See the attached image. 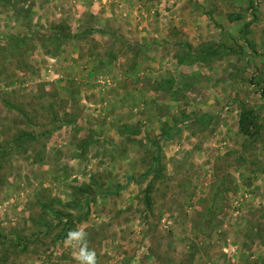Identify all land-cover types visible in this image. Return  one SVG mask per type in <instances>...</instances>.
Masks as SVG:
<instances>
[{
	"label": "rangeland",
	"instance_id": "374dc122",
	"mask_svg": "<svg viewBox=\"0 0 264 264\" xmlns=\"http://www.w3.org/2000/svg\"><path fill=\"white\" fill-rule=\"evenodd\" d=\"M85 226L99 264H264V0H0V264Z\"/></svg>",
	"mask_w": 264,
	"mask_h": 264
},
{
	"label": "clouds",
	"instance_id": "9594fccd",
	"mask_svg": "<svg viewBox=\"0 0 264 264\" xmlns=\"http://www.w3.org/2000/svg\"><path fill=\"white\" fill-rule=\"evenodd\" d=\"M90 233L87 227H76L68 230L63 244L66 248L74 249L76 264H99L97 253L90 247Z\"/></svg>",
	"mask_w": 264,
	"mask_h": 264
},
{
	"label": "trees",
	"instance_id": "16d2710c",
	"mask_svg": "<svg viewBox=\"0 0 264 264\" xmlns=\"http://www.w3.org/2000/svg\"><path fill=\"white\" fill-rule=\"evenodd\" d=\"M204 115H202V116H200V117H193V116H189V117H186V118H184V119H182L181 121L182 122H185V121H188L189 119H201L202 117H203ZM175 123H177V122H175ZM240 126H241V122H240ZM162 137H164V138H169V136H167V135H162ZM155 146H156V149L158 148V146H157V143L155 144ZM150 170H148L147 172H146V174L149 172ZM67 222H69V220H67Z\"/></svg>",
	"mask_w": 264,
	"mask_h": 264
}]
</instances>
